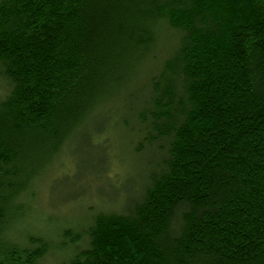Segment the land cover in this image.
Listing matches in <instances>:
<instances>
[{"label": "trees", "instance_id": "16d2710c", "mask_svg": "<svg viewBox=\"0 0 264 264\" xmlns=\"http://www.w3.org/2000/svg\"><path fill=\"white\" fill-rule=\"evenodd\" d=\"M137 58L147 75L124 122L140 169L123 204L73 231L17 229L36 181ZM56 255L264 264V0H0V264Z\"/></svg>", "mask_w": 264, "mask_h": 264}, {"label": "rangeland", "instance_id": "374dc122", "mask_svg": "<svg viewBox=\"0 0 264 264\" xmlns=\"http://www.w3.org/2000/svg\"><path fill=\"white\" fill-rule=\"evenodd\" d=\"M168 42V38L159 40L150 54L154 55ZM144 62L140 58L132 62L128 82L105 99L67 141L48 172L36 181L31 197L24 200L27 208L17 229L38 228L53 235L52 221L66 220L69 229L78 220L84 225L87 215L93 212L118 211L116 208L123 204L140 169L139 157H135L131 146L137 141L124 122V115L131 100L136 103L141 95L139 89L147 75ZM91 129L102 130L97 134ZM49 258L50 264L58 256Z\"/></svg>", "mask_w": 264, "mask_h": 264}]
</instances>
